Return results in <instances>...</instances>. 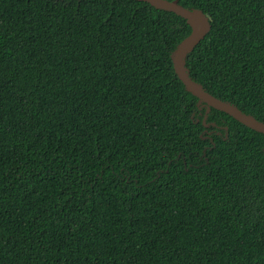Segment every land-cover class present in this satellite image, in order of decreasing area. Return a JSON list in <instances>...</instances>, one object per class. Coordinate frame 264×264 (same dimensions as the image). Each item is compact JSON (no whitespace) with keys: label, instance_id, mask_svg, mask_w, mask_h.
Returning a JSON list of instances; mask_svg holds the SVG:
<instances>
[{"label":"trees","instance_id":"1","mask_svg":"<svg viewBox=\"0 0 264 264\" xmlns=\"http://www.w3.org/2000/svg\"><path fill=\"white\" fill-rule=\"evenodd\" d=\"M204 90L264 123V0H177ZM187 20L0 0V264H264V133L188 91Z\"/></svg>","mask_w":264,"mask_h":264},{"label":"water","instance_id":"2","mask_svg":"<svg viewBox=\"0 0 264 264\" xmlns=\"http://www.w3.org/2000/svg\"><path fill=\"white\" fill-rule=\"evenodd\" d=\"M131 1H144L148 2L151 5L162 8L166 11L176 13L182 17H184L188 24L191 27L190 34L185 37L176 50L173 53L172 63L173 68L182 81L186 89L196 95L200 101L204 102L209 108L210 106L221 110L233 118L243 123L244 125L258 131L264 133V123L256 120L251 115H246V113L242 112L235 105L224 102L219 98L211 95L209 92L204 90L199 84L195 83L187 74V70L184 67L185 56L187 52L195 46V44L203 38L208 29L210 28V23L208 21L207 16L199 9H189L187 7L182 6L178 3L177 0H131Z\"/></svg>","mask_w":264,"mask_h":264},{"label":"rangeland","instance_id":"3","mask_svg":"<svg viewBox=\"0 0 264 264\" xmlns=\"http://www.w3.org/2000/svg\"><path fill=\"white\" fill-rule=\"evenodd\" d=\"M121 3L123 4V6H127L130 7L132 5V1L131 0H121Z\"/></svg>","mask_w":264,"mask_h":264}]
</instances>
